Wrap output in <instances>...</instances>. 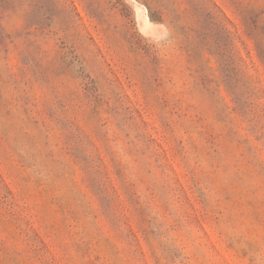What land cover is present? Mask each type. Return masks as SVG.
<instances>
[{
	"label": "rangeland",
	"instance_id": "374dc122",
	"mask_svg": "<svg viewBox=\"0 0 264 264\" xmlns=\"http://www.w3.org/2000/svg\"><path fill=\"white\" fill-rule=\"evenodd\" d=\"M0 264H264V0H0Z\"/></svg>",
	"mask_w": 264,
	"mask_h": 264
},
{
	"label": "trees",
	"instance_id": "16d2710c",
	"mask_svg": "<svg viewBox=\"0 0 264 264\" xmlns=\"http://www.w3.org/2000/svg\"><path fill=\"white\" fill-rule=\"evenodd\" d=\"M108 178H107V185H110L111 184V181L113 180L112 178H110L109 176H107ZM110 192H111V194H112V201L114 202V203H121V195H120V192H119V190H118V188L116 187V188H112L111 190H110Z\"/></svg>",
	"mask_w": 264,
	"mask_h": 264
}]
</instances>
